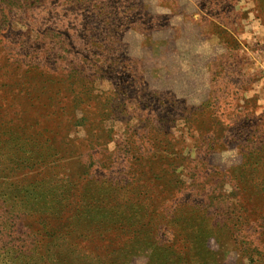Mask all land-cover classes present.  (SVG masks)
Wrapping results in <instances>:
<instances>
[{"label":"rangeland","instance_id":"374dc122","mask_svg":"<svg viewBox=\"0 0 264 264\" xmlns=\"http://www.w3.org/2000/svg\"><path fill=\"white\" fill-rule=\"evenodd\" d=\"M30 2L0 0V123L67 115H41L53 150L37 162L1 140L4 264H163L151 244L184 256L186 232L208 237L191 264H264V0H72L87 9L39 24ZM127 180L147 215L106 229L89 207L124 203Z\"/></svg>","mask_w":264,"mask_h":264},{"label":"trees","instance_id":"16d2710c","mask_svg":"<svg viewBox=\"0 0 264 264\" xmlns=\"http://www.w3.org/2000/svg\"><path fill=\"white\" fill-rule=\"evenodd\" d=\"M29 1V0H27ZM30 5H34L35 6V10H37V14H36V18L37 19V23H47L49 20H51L54 16H56V12L57 9L59 8V12L62 13V16H66L68 15V11L70 10H75V9H82L85 10L87 9L86 6L81 5H77L76 3H73L72 0H68V5L66 6V8H61V2L60 0H30ZM65 9V10H63ZM46 25V24H45ZM43 27V24L40 26ZM52 28H45L43 33L45 34H53V29ZM39 32H37V36H39ZM30 36L27 35V39L29 40ZM43 43V47L42 49L40 48V54L43 55L44 57L46 56H52V45H54V43H51V45L48 48H45V43ZM60 47H62V42H59ZM55 46H57V44H55ZM58 47V46H57ZM65 47H67L66 43H65ZM64 48V47H63ZM37 48H31L29 47V45L27 47H25L22 51H17L16 53H14V55H20L21 57L25 58V55H29L28 53L30 51H34ZM59 49V47H58ZM3 55L2 52H0V56ZM46 84L43 85V91L42 93L44 94H49L47 97H58L59 91H58V87L60 84V80L56 81L53 78H48L45 80ZM52 88H56L55 90H53ZM69 90L71 88H68ZM77 96L78 99L75 97ZM39 98V96H36ZM31 99H34V97H32ZM69 101L73 102V101H78L81 103H86L90 101L89 98V94L87 95L86 93L84 94H80L78 96V94H74L71 95L69 98ZM90 105L86 106L89 107ZM85 107V108H86ZM63 109V108H62ZM72 109L74 110L75 108L72 107ZM42 110V113H40V115H37V117L35 118H30L29 115H25V122L23 124H20L19 122H16V125H14V119L10 118L7 120L8 123H0V143L2 142V138L5 136L7 137V140H17L18 142H22L25 143V146L21 149L16 150L18 151H22L21 154L16 155V160L20 161V162H29L30 160L37 162L45 153L49 152L50 150H53V146H52V142L50 141V137L48 136V134H52V131L47 129V125H42V124H46V121L39 123L40 118L42 116H53L52 119V123L55 124L53 126H55L56 128H59L60 126H58V124L61 121V117L65 116L66 112L65 110H61L62 112H60V110L53 112V114H51V111L46 109V108H41L40 111ZM68 113H71V110L68 111ZM42 115V116H41ZM67 115V114H66ZM48 119V118H46ZM60 119V120H59ZM59 120V121H58ZM47 149V150H46ZM27 156L28 157V161L23 160V158ZM117 182H112L110 183L107 187L103 188V193L107 194L109 193L112 188L115 186ZM133 183L129 180H127L126 183H124L122 186H119L118 188H116L115 190H117V192L115 193V199L117 198H122L125 202L124 203H119L118 206L115 207H111V208H103V207H98V206H91L89 208H91L94 211H99L101 210V215L105 216L106 220V229L110 228L107 227L113 222H118V224L123 223L125 220V216H127L128 218H131V221H137V222H141L143 219H145L147 212L143 209L144 206L142 205V203L136 199V196L134 194V191L131 189ZM105 189V190H104ZM144 197H146V195L144 194ZM114 200V199H113ZM93 207V208H92ZM83 209V208H82ZM89 209V210H91ZM87 213V212H85ZM112 218V220H111ZM179 218H176L175 222L173 223L172 228H177V226L179 225V222H177ZM102 220V221H104ZM56 223L52 226H50L48 224V226H45V228H47V232L45 235H49L51 233L54 232V230H56ZM187 226L189 227V223L187 224ZM187 226L184 227L183 225H181L180 227V232H184V229L186 231V229L188 228ZM44 228V229H45ZM137 224L135 223V225L133 226V228L131 229L134 233L139 232L140 230ZM190 229V227H189ZM171 232H173V230H170ZM171 234V233H170ZM189 235V232H186L182 237L184 239V241H186V243L183 245V247H187V249L184 252V256H180V255H176L175 253L170 249L171 246V242L173 237L171 236L172 239L169 238V241H167L166 243H158V245L155 247L153 244H151V248L152 251L158 250L160 251L161 255H162V260H163V264H191V262H193V251H194V255H201L203 252V256L206 257V252L209 251L208 249V242L207 239L208 237H205L202 239V241H195L193 240V242L190 241V238L185 237L186 235ZM194 236V235H193ZM175 239V238H174ZM173 239V243L176 242ZM194 239V238H193ZM179 241V240H177ZM180 242V241H179ZM172 243V244H173ZM188 243V244H187ZM182 247V248H183ZM190 248V249H189ZM0 251H2L0 253V262L1 264H4L7 262V260L13 261L16 257L15 254H10L8 250H5L3 247H1ZM197 249V250H196ZM192 252H191V251ZM170 255H173V257H170ZM253 255H249V257H251ZM208 262L207 259L203 258V263Z\"/></svg>","mask_w":264,"mask_h":264}]
</instances>
